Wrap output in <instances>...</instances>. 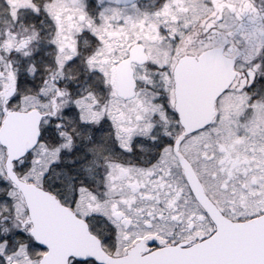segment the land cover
Wrapping results in <instances>:
<instances>
[{"label": "snow or ice", "instance_id": "obj_1", "mask_svg": "<svg viewBox=\"0 0 264 264\" xmlns=\"http://www.w3.org/2000/svg\"><path fill=\"white\" fill-rule=\"evenodd\" d=\"M0 264H264V0H0Z\"/></svg>", "mask_w": 264, "mask_h": 264}]
</instances>
